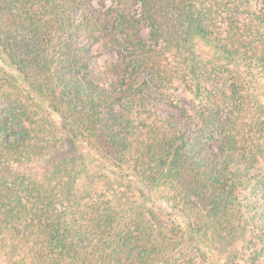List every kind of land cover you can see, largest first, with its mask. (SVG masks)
I'll use <instances>...</instances> for the list:
<instances>
[{
  "label": "trees",
  "instance_id": "trees-1",
  "mask_svg": "<svg viewBox=\"0 0 264 264\" xmlns=\"http://www.w3.org/2000/svg\"><path fill=\"white\" fill-rule=\"evenodd\" d=\"M0 264H264V0H0Z\"/></svg>",
  "mask_w": 264,
  "mask_h": 264
},
{
  "label": "rangeland",
  "instance_id": "rangeland-1",
  "mask_svg": "<svg viewBox=\"0 0 264 264\" xmlns=\"http://www.w3.org/2000/svg\"><path fill=\"white\" fill-rule=\"evenodd\" d=\"M88 2L91 4L92 8L95 11H103L111 5V0H88ZM133 10L135 13V17H140V27L138 28L139 35L144 39H148L149 29L145 21L139 14L141 9L139 8L138 4L134 5ZM98 46V43H95L90 47V51L92 52L91 64L95 68L96 73H98L105 82H110L114 78L113 67L111 65L115 63L118 55L115 50H109L106 48H103L99 52H96ZM165 94L167 95L166 100L168 102L160 104L159 114L161 116H164L166 113H169L171 111L168 103H172L179 107H184L187 110V115L180 122V126L189 127L193 122V96L190 93L184 91L182 87H177L173 92H166Z\"/></svg>",
  "mask_w": 264,
  "mask_h": 264
}]
</instances>
